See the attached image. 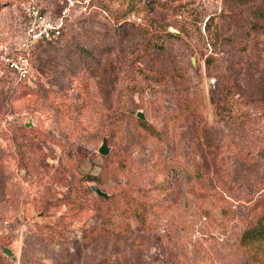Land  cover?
<instances>
[{
	"label": "rangeland",
	"instance_id": "obj_1",
	"mask_svg": "<svg viewBox=\"0 0 264 264\" xmlns=\"http://www.w3.org/2000/svg\"><path fill=\"white\" fill-rule=\"evenodd\" d=\"M257 221L264 0H0V264H264Z\"/></svg>",
	"mask_w": 264,
	"mask_h": 264
},
{
	"label": "trees",
	"instance_id": "obj_2",
	"mask_svg": "<svg viewBox=\"0 0 264 264\" xmlns=\"http://www.w3.org/2000/svg\"><path fill=\"white\" fill-rule=\"evenodd\" d=\"M46 42H49L46 40ZM26 79V78H22ZM137 114V112H136ZM129 200L133 204L132 213L135 217L137 224L142 225L145 222V217L148 213V204L139 199H136L134 196H131ZM128 207V206H127ZM120 226L119 232L121 234L128 233L130 231V222H122L118 224ZM242 241L247 242H260L259 240H264V224L261 221H257L256 224L251 225L246 228L241 236ZM3 259V258H0Z\"/></svg>",
	"mask_w": 264,
	"mask_h": 264
},
{
	"label": "built area",
	"instance_id": "obj_3",
	"mask_svg": "<svg viewBox=\"0 0 264 264\" xmlns=\"http://www.w3.org/2000/svg\"><path fill=\"white\" fill-rule=\"evenodd\" d=\"M60 30L58 28V25H50L46 24L45 26H42L40 29L35 30L31 29L30 34V40L34 41L38 38L46 39V40H52L59 36ZM8 66L16 71L18 76H25L26 72V56L24 53H18L13 58L9 59Z\"/></svg>",
	"mask_w": 264,
	"mask_h": 264
},
{
	"label": "water",
	"instance_id": "obj_4",
	"mask_svg": "<svg viewBox=\"0 0 264 264\" xmlns=\"http://www.w3.org/2000/svg\"><path fill=\"white\" fill-rule=\"evenodd\" d=\"M169 29H170L171 31H173V32H178V30L175 29V28L172 27V26H170ZM137 115L140 116V117H144V115H143V113H142L141 111H138V112H137ZM98 151H99L100 153H102V154H106V153L109 151V147H108V145H107V143H106V137L103 138L102 143H101V145H100L99 148H98ZM90 188H91L94 192H96L97 194H99V195H102V196H104V197H107V196H108V193H107L106 191L102 190V189H101L98 185H96V184H90ZM2 252H3L6 256H8L9 258H11V259L13 258V256H12V252H11V250H10L8 247H2Z\"/></svg>",
	"mask_w": 264,
	"mask_h": 264
}]
</instances>
